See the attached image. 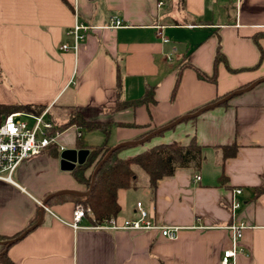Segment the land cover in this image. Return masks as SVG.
I'll return each instance as SVG.
<instances>
[{
	"label": "crops",
	"instance_id": "crops-1",
	"mask_svg": "<svg viewBox=\"0 0 264 264\" xmlns=\"http://www.w3.org/2000/svg\"><path fill=\"white\" fill-rule=\"evenodd\" d=\"M179 1L0 0V105L14 113L49 108L55 127L71 111L112 124L108 142L127 147L123 159L193 140L204 149L200 167L177 168L155 190L137 168V188L118 191V224L136 218L140 202L155 223L180 228L176 239L88 229V217L76 230L75 203L53 198L89 188L73 175L80 165L61 169L60 147L88 149L77 146L76 126L62 131L58 145L17 169L16 185L0 182V255L13 264H222L234 246L227 227L238 222L248 228L235 263L264 264V0ZM76 9L93 29L74 54L60 47ZM113 17L124 27L109 28ZM219 50L224 60L215 64ZM106 139L99 130L83 133L87 146ZM231 146L236 155L225 157ZM237 188L242 207L233 216Z\"/></svg>",
	"mask_w": 264,
	"mask_h": 264
},
{
	"label": "trees",
	"instance_id": "trees-1",
	"mask_svg": "<svg viewBox=\"0 0 264 264\" xmlns=\"http://www.w3.org/2000/svg\"><path fill=\"white\" fill-rule=\"evenodd\" d=\"M183 1L184 0H180L179 3L182 5ZM223 60L224 55L219 50L215 64ZM199 74L202 78L215 82V77H207L203 73ZM226 104L227 102L223 103V105ZM117 108L119 109L122 107L118 105ZM15 110H17V107L0 105V120L14 113ZM43 110L44 109L37 107L31 109V111L36 114H40ZM71 126H76L79 129L77 146L80 149H88L90 152L86 162L78 166L73 171V175L79 182L85 184L90 189L96 168L114 148L109 145L108 142V137L111 134L113 125L86 121L80 112H75L71 114L66 124L56 126L53 133L58 131L62 132ZM97 130L103 132L107 136L106 141L98 146L85 145L83 142V133ZM153 132H155V130L149 131L145 136ZM162 133L163 132L159 134ZM126 148V146L118 148L107 161L104 162L96 174L93 188L88 195L65 194L54 197L53 199H57L58 201L71 200L75 204H81L85 208L90 209V212H87V217L90 218L93 223H101L104 220H109L113 217L116 218L120 213L121 208L117 201L119 190L137 188L139 183L136 173L137 168L142 170L149 177L150 187L155 190L159 180L173 176L177 168L200 167L204 160V149L202 146L198 145L195 140L187 147L177 143L161 145L135 157L123 159L120 157V153ZM224 150L225 157H233L237 153L236 146L227 147ZM54 154L58 155V151ZM89 170L92 172L87 177V172ZM33 224H35V221ZM3 241H5V239L0 237V242ZM6 247L8 248L9 246L6 245ZM0 263L13 264L8 259L6 253L0 255Z\"/></svg>",
	"mask_w": 264,
	"mask_h": 264
},
{
	"label": "built area",
	"instance_id": "built-area-1",
	"mask_svg": "<svg viewBox=\"0 0 264 264\" xmlns=\"http://www.w3.org/2000/svg\"><path fill=\"white\" fill-rule=\"evenodd\" d=\"M237 1L240 3L241 0ZM163 5L164 2L159 3V7ZM75 17V24L68 31L70 41L63 43L60 49L64 52L77 54L81 43L93 28L80 20L77 9L75 10ZM122 27H124V23L120 17L111 19L109 28L119 29ZM54 129L55 125L51 120L49 108L43 110L40 114L31 112L12 113L0 120V182L16 185L14 174L23 163L42 155L53 145H58L57 140L61 132L53 133ZM60 150L64 151L65 147H60ZM196 180H198V177H196ZM242 194L243 189L241 188L233 191L230 201V209L233 216L242 207V202L237 198ZM87 212H90V209L85 208L83 205L78 204L75 206L73 222L71 223L74 229L85 228L81 224L87 217ZM247 228L248 226L245 222L234 223L227 227L232 233L234 246L224 252L222 264H236L238 242ZM88 229L134 232L158 231L162 237L169 240L176 239L180 230L179 227H168L155 223L140 202L137 204L136 218L126 219L120 225L117 222V218L113 217L101 223H93Z\"/></svg>",
	"mask_w": 264,
	"mask_h": 264
},
{
	"label": "water",
	"instance_id": "water-1",
	"mask_svg": "<svg viewBox=\"0 0 264 264\" xmlns=\"http://www.w3.org/2000/svg\"><path fill=\"white\" fill-rule=\"evenodd\" d=\"M91 1H92V0H91ZM228 98H229V97H228ZM224 100H226V99H223V101H220V102L215 103V104H213V105H210V106L204 107L203 109H201L200 111H198V112H196V113H193V114H191V115H188V116H185V117L179 118V119H177L175 122H173V123H171V124H169V125H167V126L161 128V129H159V130L153 132V133L150 134L146 139L150 138V137L153 136V135H156V134H159V133H161V132H164V131H166V130H168V129H170V128H173L174 126H176L178 123H180V122L183 121L184 119H187V118H189V117L196 116V115H198V114L204 112L205 110H207V109H209V108H211V107H213V106H217V105H219L220 103L225 102ZM123 146H125V145H119V146H117V147H114V148L108 153V155L103 159V161L99 164V166L96 168V170H95V172H94L91 187H90L89 191H88L86 194H78V193H75V192H70V193H71V194H78V195H82V196H86V195H88V194L91 192L92 188H93V185H94V182H95L96 174H97V172L99 171V169L101 168V166L104 164V162L107 161V159L112 155V153H113L114 151H116L118 148L123 147ZM88 156H89V151H88V150H80V151H79V150H77V149H66V150H64V151L61 153V156H60V158H61V169H62L63 171H72L73 169H75V167H76L77 165H83V164L86 162ZM46 203H47V200H45V201L43 202V209H44V207L46 206ZM33 228H34V227H31L30 229H28L25 233H23V234H22L20 237H18L17 239H14V240H12V241H8V242H6V243H4V244L10 246L11 244L17 242L19 239H21L22 237H24V236H25L30 230H32Z\"/></svg>",
	"mask_w": 264,
	"mask_h": 264
},
{
	"label": "rangeland",
	"instance_id": "rangeland-1",
	"mask_svg": "<svg viewBox=\"0 0 264 264\" xmlns=\"http://www.w3.org/2000/svg\"><path fill=\"white\" fill-rule=\"evenodd\" d=\"M75 112H77V111H71V112H70V116H71L72 113H75ZM69 118H70V117H69ZM158 130H159V129H158ZM75 205H78V204H75Z\"/></svg>",
	"mask_w": 264,
	"mask_h": 264
}]
</instances>
